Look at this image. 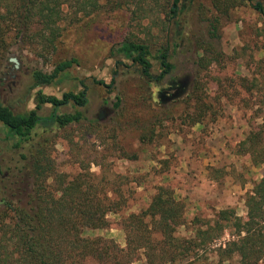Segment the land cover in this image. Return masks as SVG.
Listing matches in <instances>:
<instances>
[{"label": "rangeland", "instance_id": "obj_1", "mask_svg": "<svg viewBox=\"0 0 264 264\" xmlns=\"http://www.w3.org/2000/svg\"><path fill=\"white\" fill-rule=\"evenodd\" d=\"M211 3L185 1L179 31L175 27L163 31L160 5H151L144 13L131 5L69 27L54 58L75 57L79 65L52 86L34 87L31 77L33 70H51V63L19 42L9 43L0 59L2 104L23 114L35 109L38 91L60 98L82 86L87 103L76 108L83 115L79 123L52 131L37 128L32 140L20 145L0 124V209L3 200L25 199L33 183L30 155L41 143L49 145L57 171L73 175L88 169L103 175L109 181L106 185L120 187L129 201L127 213L146 208L158 185L168 186L185 208L187 224L178 229L180 237L190 235L195 217L209 219L230 209L244 218L246 194L260 179L261 168L239 155L237 144L249 130L247 91L252 83H264V19L250 3L241 2L215 23L218 16ZM125 39L150 45L154 76L160 74L157 51L167 47L170 73L159 82H148L128 62L121 64L111 49ZM10 58L17 59V69ZM194 95L215 112L209 111L197 124L190 119L200 108ZM73 111L70 105L58 109ZM50 112L44 105L37 114ZM124 215L110 214L109 228L87 229L84 235L103 236L124 247L120 225ZM229 240L226 230L199 252L196 264H218L215 249Z\"/></svg>", "mask_w": 264, "mask_h": 264}, {"label": "trees", "instance_id": "obj_2", "mask_svg": "<svg viewBox=\"0 0 264 264\" xmlns=\"http://www.w3.org/2000/svg\"><path fill=\"white\" fill-rule=\"evenodd\" d=\"M160 1L0 0V59L9 43L19 42L52 66L49 71H32L33 86L56 85L79 65L75 57L54 58L60 38L69 27L101 14L130 9L131 5L136 12L144 13L147 8L159 6ZM163 1V31H172L173 27L179 31L187 0ZM241 2L250 3L264 19V0H212L218 16L213 22ZM111 53L119 57L121 64L126 61L134 66L148 82L161 81L173 68L169 49L162 47L155 57L160 74L154 76L150 45L143 41L125 39L112 47ZM82 88L77 93L65 92L60 98L38 91L35 109L23 114L0 102V124L20 145L32 140L37 128L52 131L79 123L83 115L76 108L87 103ZM247 92L250 98L244 102L251 110L249 130L237 144V153L247 156L251 166L261 168V177L246 194L244 218L230 209L220 210L209 219L195 217L190 222V235L180 237L178 229L187 224L185 208L168 186L158 185L146 208L127 213L129 201L120 187L106 185L109 181L103 175L88 169L80 168L73 175L57 171L49 145L40 143L30 155L33 183L25 199L2 201L0 264H136L140 260L142 264H196L199 252L219 240L226 230L231 240L215 249L218 264H260L264 258V83H252ZM194 97L200 108L191 115L192 124L199 123L209 111L215 115L210 103L199 95ZM44 105L50 106L51 112L39 116L37 111ZM68 105L75 111L58 112ZM120 212L125 214L120 223L125 233L124 247L103 236L84 235L87 229L109 228L108 215Z\"/></svg>", "mask_w": 264, "mask_h": 264}, {"label": "water", "instance_id": "obj_3", "mask_svg": "<svg viewBox=\"0 0 264 264\" xmlns=\"http://www.w3.org/2000/svg\"><path fill=\"white\" fill-rule=\"evenodd\" d=\"M10 62L14 64V67L17 69L18 68V61L16 58H10ZM102 116V115H101ZM100 116V118H101Z\"/></svg>", "mask_w": 264, "mask_h": 264}, {"label": "flooded vegetation", "instance_id": "obj_4", "mask_svg": "<svg viewBox=\"0 0 264 264\" xmlns=\"http://www.w3.org/2000/svg\"><path fill=\"white\" fill-rule=\"evenodd\" d=\"M101 115H102V113L100 112V114H99V118H100Z\"/></svg>", "mask_w": 264, "mask_h": 264}]
</instances>
